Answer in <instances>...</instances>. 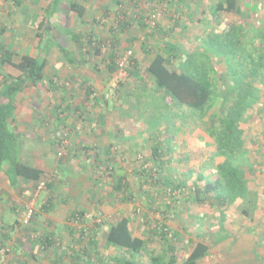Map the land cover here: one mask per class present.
<instances>
[{"label":"crops","instance_id":"obj_1","mask_svg":"<svg viewBox=\"0 0 264 264\" xmlns=\"http://www.w3.org/2000/svg\"><path fill=\"white\" fill-rule=\"evenodd\" d=\"M40 1L41 0H29V2L33 3L36 7L35 11L38 14L36 19L39 16L43 18L45 14H47V11L53 7V4H51L52 0H44L45 5L42 3L39 7L38 4ZM150 1L152 5H165L166 12L165 15L164 13L163 15L166 19L158 25L160 33L153 36V38H158L159 40L153 44L151 43V45L148 43H145L146 45H144V43L140 45V47L146 46L147 50H151L150 54L148 51L146 53L145 48L142 47L143 54L139 51L142 56L138 54V52H135V57L137 59L136 65L141 73L143 69L148 67L151 58L157 53V48L160 46L161 42L165 43L167 40H173L179 44H184L181 40V31L185 32V29L181 25L188 27L191 21L201 22V17H199L198 13L205 14L210 11L209 9L204 10L202 8L206 6L202 0H169L166 4H161L158 0ZM16 2H18L19 7H22L23 3L27 6H25L23 12H26V8L29 9V5L26 3L28 1L23 2L22 0H17L14 1V4H17ZM71 2L83 8L84 15L82 17L76 11L71 10ZM209 2L211 7L215 0H209ZM252 2L255 6L261 5L260 0H240L241 5L245 7L249 6ZM126 4H132V8L129 10V8L126 7V9L122 10L121 6ZM65 5H67V8L64 7ZM141 7L137 3V0H62L58 10L47 22V27L52 28L50 33L47 35V31L49 30H46V27H44V31L41 30L46 33L44 36L45 41H40L37 35V27L35 29V37L38 38L36 44L39 46V54L37 55H44L46 53L48 54L46 57L49 58L52 53L54 54L57 51L61 52L56 42L60 43V39L64 36L70 38L64 33L65 27L73 29L76 33L79 32L84 34L86 38L89 36L95 37L96 39L100 37V39L102 38L104 40L111 38L113 40L112 42H114L113 38L120 39V37L124 36L121 40L132 45V41L137 39L136 35L132 32V29L135 28L134 23L137 16L134 12ZM142 12L144 13V10ZM196 15H198V17H196ZM116 16L117 25L120 21L119 17L127 21V25L124 29L122 27L120 30H117L113 27L115 26ZM59 17H63L62 19L65 22V26L61 29L62 32H60V35H55L54 31L59 32V27L55 25V20ZM104 17H107L108 20L111 19L112 21H110L113 22L114 25L112 26L111 24L107 27V25L102 26L98 24L100 23V19ZM73 20H77V23L82 22L84 29L76 31L75 27L78 25L77 23L75 25L72 24L71 21L73 23L75 22ZM41 21L42 19L40 22ZM173 23H176L175 26ZM1 26L0 29L3 30L2 33L8 35L21 27L20 25L19 27L16 26L14 30L11 29V26ZM99 28L107 29L108 33H103ZM176 28L179 29V32ZM188 30H190V27H188ZM19 32H21V28ZM3 34L0 35V37H4ZM183 36L188 38V35L185 33ZM190 36H192L191 33ZM53 37L55 39L54 44L48 47V39ZM147 37H152V35H147ZM1 40L0 42L7 44L16 56L17 51L12 47L13 45L5 40ZM180 41L182 42L180 43ZM127 48L130 47L127 46ZM73 49L76 52L80 50L75 43ZM80 51H82V55L86 53L87 56H84L87 60L91 57V60L94 62L93 66L90 67L91 70L87 67L88 61L84 65H79L80 69H83V66L89 70V72L85 69L82 70L84 72L82 76L85 79L84 81H86L83 94L86 102L91 104L93 100L100 99L99 97L105 88L100 82V79L98 80L96 77L97 70L100 66L99 63L103 62L107 66L110 63L108 56L111 53L109 52L107 57L104 53H102L101 56H96L95 53L88 52L93 51L89 45H87V48L81 49ZM26 53L31 56H37L36 54L32 55L28 51L24 52V54ZM83 59L85 58L83 57ZM69 65L77 67L71 64ZM10 67L12 66L9 64L2 65V69L9 68L10 70ZM12 68L15 69L14 67ZM2 69L0 68V75L4 73ZM129 69H131V71ZM107 70L109 71L108 67ZM128 70L130 71L129 79L116 78L119 80L115 79L111 86L124 91H126V87L129 86L130 88L126 92L129 93L130 97L135 98L138 94L137 88L131 89V86H133L131 79L135 77L137 80L135 86L138 85V82L140 83V95H142L143 98L145 96L146 99L149 97L155 99L158 104H160L161 109H166L169 112L170 115L167 117L180 116L177 111L179 105L167 94V92L156 88L152 80L145 77L144 79L141 73L138 75L137 71L133 69L132 66H130ZM112 73L115 72L113 71ZM18 74L19 73L16 71H6L4 75L1 76V81H3L6 75L17 76ZM107 77H111L110 73ZM47 79L49 80L46 82L54 83V79H50L48 76H44L42 81L44 82ZM103 81H105V79H103ZM88 86H92L93 88V94L90 97L87 95ZM120 94H122V92H120ZM140 98V96L137 97V99ZM123 101L125 103H130L124 99ZM130 104H132V102ZM86 106L87 104L84 108H86ZM15 108L12 128L19 135V158L23 163L39 169L42 172L41 179L43 176L51 173V183L48 185V190L45 189L46 191H42L38 196L39 198L36 200L37 213L31 225L24 227L21 223V217L24 215L23 213H25L24 211L28 201H31L33 198V189L38 181L17 177L15 179V184H12L10 178L5 173V170L9 171L10 167L8 165H3L2 169H0V258L2 257L0 264H121V260L117 261L118 258H126V260H130L135 264H151L149 256L144 252L134 253L109 244L108 231L110 227L123 218H128L133 236L144 239L150 251H152L150 247L152 246L150 244L152 241L171 244L176 247L177 244L175 242L178 241L179 243L181 239L185 238L186 219L185 216H183V210H177V207L178 203L181 202L185 195H188V189H184L183 194L179 193L176 198L175 195H168L167 191L165 193L164 189L166 188L164 182L163 185H157L153 182V178L156 176V167L159 169L158 172L162 181H167V183L173 181L188 182L189 179L186 180L188 174L182 167L187 161V155L184 154L186 151L181 148L182 145L185 147V141L183 142L184 139L178 136L182 133L181 129L187 131L186 128H181L177 124L163 126L162 122L159 125L147 124L148 126H138L132 121L130 124H128V122L126 124L124 120L133 118L136 113L123 111L124 109L117 113L115 119H119H117L113 125L110 120L112 115L109 113L107 115L102 113L99 115L98 123L94 124L95 126H91L87 131L85 129L76 130L73 126H70L69 129L66 128V131H68V133L70 131L73 135L71 144L73 153H71L66 160H56L55 156L56 153L59 152L58 147L62 140L61 137H59V132L60 129L65 131L62 128L65 125H59L60 122L58 120L55 125L50 127L52 120L57 116V112L51 109L48 115L43 113L44 115H41V118L46 120V122L39 120L37 124L35 123L36 126L29 127L27 125L19 126L17 124L16 105ZM78 108L79 105L77 106V109ZM123 112H126V114H124L125 116ZM149 117L152 116L150 115ZM51 118L53 119L48 120ZM40 123H42L41 126L39 125ZM49 128H51V130L49 132L47 131L49 134L48 138H41L49 147H42L40 146V142H38L40 136L37 135H42L43 132ZM189 130L196 129L189 128ZM202 130H204V128L198 129L194 134L199 135ZM184 133L186 132H183V134ZM199 137L203 139L201 135H199ZM205 141L210 143L208 139H205ZM156 144L161 145V149L165 152L162 158L159 159L153 157V149ZM50 145L53 146V148H51ZM55 146H57V148ZM181 149L184 157L178 152ZM259 149L262 150L264 154V146ZM215 161H213L211 166H215L213 164H216L217 166L215 167L218 173V165L223 162V159H217ZM262 161L264 162V160ZM97 166L98 168H96ZM189 174L191 175L192 173ZM201 175L202 174L198 173L195 180L197 179V181H199ZM247 175L249 189L258 193V204L250 215L241 212L239 216V213L236 215V213L230 209L237 204L240 205V203H242L241 200L227 207L224 211V220L222 219L220 211L211 207L208 201L198 203L193 200L195 207L196 204H198L197 207L200 209L199 216H195L199 219V224L207 221L211 224L215 221L217 224V226L214 227L215 231H212L210 234V238L214 241L213 245L217 246V248L214 249L217 250H213L209 247L208 255L202 258L199 264H203L204 260L213 254V251L221 252L222 250L225 251V254L229 253L230 255L231 253V257H211L213 261L212 264H264V252L260 254L259 250L257 253H254V247L258 244L261 245V241H264L261 239V235H263L264 238V233L262 232V234L260 233V235L256 237L260 240L258 244L254 242L256 238L251 235L252 223L257 217L259 200L264 198V195L262 196L261 192L250 187L251 179L256 177V175H251L250 172H247ZM257 176L258 178H254V181L258 179L260 182L264 183V172H257ZM94 181H98L99 185L91 186L90 184ZM207 182L208 181H206L205 184ZM75 185L78 187L75 188ZM262 192L264 194V190H262ZM89 212L93 214L102 213L106 221L101 225L95 224L97 227L94 225L90 227L89 222L92 219L86 217L90 215ZM77 213H80L82 216L86 215L82 217L84 219L81 220L90 227L86 239H83L82 231H80L78 227H74L76 224L73 218ZM231 214L239 219L238 222L230 220ZM105 218L103 217L104 220ZM213 218L214 221H212ZM262 223L263 221L260 220L259 224H261V226L264 225V223ZM163 227H167L168 229V234L164 237L160 235ZM207 229H209V227H207ZM198 242L210 246L207 241L202 239L198 240L194 246ZM108 250L110 252L109 257H107L106 254ZM3 251L5 252V256H2ZM179 252L178 248L177 255H179ZM252 254L253 256L251 257ZM185 258L186 257H181L180 259V257H177L179 262L182 263Z\"/></svg>","mask_w":264,"mask_h":264},{"label":"trees","instance_id":"obj_2","mask_svg":"<svg viewBox=\"0 0 264 264\" xmlns=\"http://www.w3.org/2000/svg\"><path fill=\"white\" fill-rule=\"evenodd\" d=\"M52 1L53 7L41 18L42 21L37 26V35L41 42L45 41L44 36L46 34L41 30L46 27V30H49L47 35L50 33L52 28L47 27V22L62 2V0ZM158 2L166 4L169 0H158ZM16 3L18 4V2ZM70 8L81 17L84 15L81 6L71 2ZM209 10L210 22L218 26L223 23L225 13H234L240 17L239 19H242L246 13V8L241 5L240 0H215ZM158 11L161 10H154L153 15ZM244 23V25L233 24L231 31L222 34L216 33L210 44H200V47L193 53H186L185 44H179L171 39V41L167 40L165 43L161 42L148 67L143 69L146 77L152 80L156 88L167 92L179 106L203 111L204 130L214 140L216 155L223 158V162L218 165L219 176L216 180L208 181L204 186H201L200 181L203 180V176H200V180L195 182L193 188L195 195L192 196L193 200L198 203L208 201L211 207L220 211L223 220L225 219L224 211L238 200L244 202L241 206V212L247 215H250L258 204V193L249 189L247 172H250L251 160L241 125L247 122L248 112L253 109L258 101L255 84L264 82V28L251 24L252 22ZM158 24L159 21L155 25L147 23L150 26V35L154 36L160 33ZM126 25V20L118 22L120 28L123 27L124 29ZM64 31L78 49L87 48V45H89L93 50L88 51L89 53L93 52L96 56H101L103 53V41L99 43L95 37L89 36L86 38L84 34L76 33L70 28L65 27ZM2 32L3 30L0 29V34H3ZM198 38H195L196 42H198ZM54 41V37L48 39L49 45L47 46L50 47L51 44H54ZM56 44L60 47L63 60L67 63L79 66L88 61L85 57L87 56L86 53H84V56L82 51L76 52L74 49H68L64 43L56 42ZM143 48H145L146 53L148 51L150 54L151 50H147L146 46H143ZM129 49H126L124 53ZM46 55L48 54L31 56L26 53L16 61L15 53L11 48L0 42V63L11 65L19 73L17 76L6 75L3 81L0 82V169L3 165L10 167L9 171L5 170V173L12 184H15L17 177L39 182L41 180L42 172L39 169L20 160L19 135L13 130L12 123L18 97L26 89L37 86L42 82L48 63ZM108 57L110 59V63L107 65L109 71L113 72L119 69L117 64L118 51L113 50ZM219 60L223 63L226 62L227 72L225 71L224 75L217 77L216 71L211 67ZM136 63L137 59L133 54L130 66L140 75L141 71ZM226 77L228 78L226 84L230 82L229 88L224 90L222 94L223 99L219 109L209 115L211 109L214 108L215 83L219 79H226ZM119 91L122 92V89ZM92 94L93 88L88 86V97ZM207 116V121H204ZM61 141L60 143H62ZM161 148L159 144L154 146L153 157L155 159L162 158L165 154ZM155 170L156 176L153 178V182L157 185H163L164 182L166 188L164 190L165 193L167 191L168 195H175L177 198L179 193L183 194V190L189 188L187 182L173 181L167 183V181H162L159 176V169L155 167ZM186 180H188V177ZM188 193L190 194V192ZM78 215L81 214L77 213L73 220H76ZM74 227L77 228L75 225ZM167 232V227H163L160 235L164 237L168 234ZM108 242L134 253H146L151 264H176L177 262L178 255L175 246L164 244L161 254L152 253L144 239L133 236L128 218H123L110 227ZM208 253L209 246L198 242L182 264H199V261L206 257ZM119 260H121V264H135L130 260H126V258H118L117 261Z\"/></svg>","mask_w":264,"mask_h":264},{"label":"rangeland","instance_id":"obj_3","mask_svg":"<svg viewBox=\"0 0 264 264\" xmlns=\"http://www.w3.org/2000/svg\"><path fill=\"white\" fill-rule=\"evenodd\" d=\"M14 1H17V0H0V27H2L1 25H4L5 27L11 26V29L15 30V27L16 26L19 27L20 25L21 32H19L20 31V28H19L9 35L5 33L3 34L4 37L3 36L0 37V40L1 39L3 41L5 40L8 43H11V45H13L12 47L15 49V51H17L16 56H15V59L17 61L19 57L23 55L24 52L26 51H28L32 55L39 54V46L36 44L38 42V38L35 37V29L37 25H39V22L42 17L39 16L36 19V16L38 15L35 11L36 7L35 5H33V3H30L29 0H22L23 2L28 1L26 3L27 5H29L28 7L30 10L26 8V12H23L26 6L24 3L22 7H19L18 4H14ZM202 1L204 4H206V6L202 8L204 10L209 9L210 8L209 0H202ZM260 2H261L260 6H257V5L255 6L254 3L252 2L251 4H249V6L245 7L246 13L244 14V17L242 19H239L240 17L234 13H225L223 16V23L219 26L215 23L210 22L211 18H210L209 12L205 14L198 13L199 17H201V22H195V21L189 22L188 27H190V30H188L187 26L180 24L185 29V32L181 31L182 32L181 40L184 42L186 46L185 52L193 53L200 47L199 46L200 44H203V45L210 44L212 38L214 37L216 33L222 34V33L231 31L230 29L232 28L233 24H243L244 25L245 24L244 22H252L251 24H254L258 27L262 26L264 28V0H260ZM42 3L45 5L44 0H41L38 6L40 7ZM137 3L140 5V7L142 5V7L139 10L134 12V14H136L137 16L135 18V23H134L135 28L132 29V32L134 33V35H136L137 39L135 41H132V45H130L126 41L121 40V38L124 36L120 37V39H116L112 37L114 39V42H112L113 40L111 38L104 40L102 38L100 39L99 37L97 42L100 43V41L101 42L103 41L102 42L103 43L102 45L103 53L105 54L106 57L109 52L111 53L113 50H117L118 55H119L118 59H119L123 55L124 51L126 49H129L127 48V46L130 47L129 50H132L135 56L136 54L135 52H138V54H140L139 51L141 53L143 52L142 50L143 47L141 46L142 47L141 48L140 45H142L143 43L144 45H146L145 43H148L151 45V43L153 44L159 40L158 38L156 39L153 37H147V35H150L149 34L150 26L147 25V23H149V19L151 18L154 10L156 9L163 11L165 15V12H166L165 5L164 6L152 5V2L150 0H137ZM64 7L67 8V5H65ZM121 7H122V10L126 9V7H128L130 10L132 8V4L122 5ZM143 10H144V13L142 12ZM16 14H19V15H16ZM164 15L163 17L160 18L158 25H160L161 22L164 19H166ZM198 15H196V17H198ZM62 18L63 17H59L57 18L58 20L57 19L55 20V25L59 27L58 29L59 32L54 31L55 35H60V32H62L61 29H63V26H65L64 25L65 22ZM123 19L122 17H119V20L121 22L124 21ZM110 20L111 19L108 20L107 17H104L100 19V23L98 24L102 26L107 25V27H109L112 24L113 26L114 24L113 22H111L112 20L111 21ZM116 20H117V16L115 17V26L113 27H115L117 30H120V27L117 25ZM73 21L75 22L73 23L71 21V23L75 25L77 23V20H73ZM81 23L82 22L77 23L78 26L75 27L76 31H81L82 29H84V25L83 23L82 24ZM175 24L176 23H173L174 26ZM176 29L179 32V29L178 28ZM99 30L105 34L108 33V30L105 28L104 29L99 28ZM184 33L188 35L187 36L188 38L183 36ZM190 33L192 34V36H190ZM251 33L252 32L250 31V34ZM196 36L199 37L197 39L198 42L195 41ZM60 40L62 44L64 43L68 47V49H73L74 43L70 41L68 37L64 36ZM182 41H180V43ZM91 61L92 60L90 57L88 59L89 63L87 64L88 65L87 67L90 70H91L90 67L93 66L94 64V62L93 61L91 62ZM225 63L219 60L217 63L212 64L213 66L211 68L216 71L217 77L224 75L225 71L227 70V66ZM99 65L100 66H99V69L97 70L96 77L98 78V80L100 79V82L103 84L105 88L103 90V93H101V96L99 97L101 100L96 99V100H93L91 104H88L83 94L84 89H85L84 84L86 83V81H84L85 79L82 76V74H84L82 70L85 69L88 72L89 70L84 68L83 66H82L83 69H80L79 66L77 67L70 66L66 61L63 60V56L60 51H57L54 54L52 53L48 58V66L45 69L44 76L46 77L48 76L50 79H54L53 80L54 83L46 82L49 80L47 79L44 82L42 81L43 83L41 82L35 87L28 88L26 91H24L19 96V98L16 101V107H17L16 122L17 124L19 126H25V125L29 127L36 126L35 123L37 124L39 120H42V122H46V120L41 118V115H44L43 113H46L48 115L51 112L50 111L51 109L55 110V112H57V116L55 117L56 120L55 119L52 120L53 118L48 119V120H52V124L49 123L51 124L50 127L55 125L57 120L60 122L59 125L61 126L65 125L64 127H62L65 131L60 129V132H59V137H61L62 143H60V146L58 145L59 152L56 153V156H55L56 160H66L68 156L71 153H73V147L71 146L72 141H73L72 140L73 135L70 131L68 133V131L66 130L69 129L70 126H73V128H75L76 130L85 129L87 131L89 128H91V126H95L94 124L98 123L99 115L102 113H105V115H107L108 113L112 115V118L110 120L113 125L117 121V119H119V118L115 119V116L117 115V113H119L122 109H124L123 111H131V112L136 113L133 118L124 120L126 124L127 122L128 124H130L132 121L136 123L135 125H138V126L147 125V124L148 125L149 124L159 125L162 122L163 126H171L173 124H177L181 128H184V129L186 128L187 131L181 129L182 133L179 134L178 136H181V139H184L183 142L185 141V147L184 145H182L181 148L185 149L186 151V153L184 154L187 155V161L185 162V165L182 167L184 168V171L187 172L188 174L189 180L187 182V186L189 188L187 189H188V192H190V194L187 193L188 195H186L185 198H183L181 202L178 203V207H177L178 208L177 210H181V211L183 210L182 213L186 219V223H185L186 229H185V234H184L185 238L181 239L179 243L178 241L175 242L177 244L176 248L177 249L179 248V251H180L177 257H180V259L181 257H187L188 254L191 252L192 248L194 247V244L198 240H201V239L207 241L211 249L217 250V249H214V248H217V246L213 245L214 241L212 238H210V234L212 233V231L213 232L215 231L214 227H216L217 224L215 223L214 218L212 219V221L214 222L211 221L212 224L208 221L202 224H199V219H197L196 217L197 215L199 216L200 209L199 207H197L198 204H196V207H195L194 202H193V199H194L193 196L195 195L193 188L195 186V182L197 181V179L195 180L196 175H198V173L203 175L204 179L200 182L201 186H204L206 181H212L216 179V177L219 174L217 173V168L215 167L217 166L216 165L217 162L215 160L223 159L216 155V146L214 144V140L211 139L208 136V134L205 133V130H202V132L199 133V135H201L203 139H200L198 134H194L198 129H203L205 127V124H203V120H202V116L204 114L203 111L193 110L186 106H179L177 108V111L180 114V116L167 117L168 115H170L169 112L166 109H161L160 104H158L155 99H153L152 97H149L146 99L145 96H144L145 98L144 99L143 96L140 95L141 85L138 82V85L135 86V84L137 83V80L135 77L131 79L132 84H133V86H131L132 87L131 89L133 90L135 89V87L137 88L138 94L136 95L135 98L130 97L129 93L126 92L127 90H129L130 88L129 86L126 87L127 89L126 91L122 90V94H120V91L117 87L111 86V84L114 82L116 78L129 79L130 78L129 72L131 71V69H129L130 71L129 70L122 71L120 69H116L114 71L115 73H112L107 70V66L105 63L100 62ZM0 68L2 69L1 63H0ZM2 70L4 73L6 71L7 72L16 71L12 67H10V70L9 68H5ZM4 73L2 75H4ZM109 73L111 77H107L109 76ZM2 75H0V82H1ZM141 76L143 78L146 77V74L144 73V71H142ZM103 79H105V81H103ZM119 79H116V80H119ZM226 82H228L227 77L224 80L219 79L216 81L215 88H214L215 94H213L214 108L213 110L211 109V111L209 112V115L212 114L214 111L216 112L219 109L221 105V101L223 99L222 94L224 90H227L229 88L228 85L230 82L227 84ZM255 86L258 92V97H257L258 101L253 106V109L248 112L247 122L243 123L241 125V128L244 131V136L246 138V147L249 149V154H250V160H251V167H249L250 174L251 175L255 174L256 177L258 178L257 172H261V171L264 172V168H263L264 162L262 161L264 160V154H263V151L259 149V148H262V146H264V82H257ZM121 96L125 101L127 100L130 103L132 102V104L125 103L123 99L121 98ZM139 96L141 98L137 99V97ZM86 104L87 106L86 108H84ZM78 105L80 109L79 108L77 109ZM124 114H126V112H123V115ZM150 115L152 117H149ZM207 119H208V116L204 119V121H207ZM39 125L41 126L42 123H40ZM189 128L196 129V130H189ZM50 130L51 128L44 131L42 135H37V136H40V138H38V142H40V146L49 147V145H46V143L43 142L41 138L42 137L48 138L49 136L48 132ZM183 132H186V133L183 134ZM70 133H71V137H70ZM205 139H208L210 143H207ZM50 147L53 148V146L51 145ZM55 147L57 148V146ZM182 149L179 150L178 152L184 157ZM213 161H215L216 163V164H213L215 166H211ZM96 168H98V166ZM189 173H192V174L190 175ZM50 176H51V173L43 176L42 179L40 180V181H44L47 184L46 190H48V184L51 183ZM256 177L254 178L256 179ZM254 178L251 179L250 187L261 192L263 196L264 194L262 190H264V183L260 182L258 179L254 181ZM38 182H36L35 184L33 193L35 192ZM90 185L94 186V185H99V184H98V181H94ZM76 187L78 186L75 185V188ZM259 202L260 203L257 207L258 208L257 217L256 219H254V222L252 223L253 225L251 228V235L252 237H255V238L259 236L260 233L261 234L262 232L264 233V225L261 226V224H259L260 220L263 221L264 223V216H263L264 215V198H261ZM242 203H240V205L237 204L236 206L230 209L233 210L236 213V215L239 213V216H240ZM29 204H30V201H28L26 209ZM34 205H35L36 213H37L36 201ZM89 214L92 216L99 214L105 218V216L102 213L93 214L92 212H89ZM231 215L232 216L230 217L231 218L230 220L238 222L239 219L235 217L233 214ZM22 217H21V223L23 224ZM104 221H106V218ZM95 224L96 222L94 220H91L89 222L90 227H92V225L96 226ZM24 227H27V226L24 225ZM207 227H209V229H207ZM261 239L264 240L263 235H261ZM258 241H260L258 238L254 240V242H256L257 244H258ZM261 243H262L261 245L258 244L256 247H254V253L255 252L257 253L259 250H260V254L264 252V241H261ZM150 244L152 245L150 246L152 250L151 252L154 254H161L163 247L165 246L164 243L162 242L160 243L156 241H152ZM2 254H3L2 256H5L4 251ZM106 254H107V257H109L110 255L109 250L106 252ZM252 256L253 254L251 255V257ZM211 257H231V253L229 255V253L225 254L224 250H222L221 252L213 251V254H211L209 258L205 259L203 264H212L213 261ZM176 264H182V262H179V260L177 259Z\"/></svg>","mask_w":264,"mask_h":264},{"label":"built area","instance_id":"obj_4","mask_svg":"<svg viewBox=\"0 0 264 264\" xmlns=\"http://www.w3.org/2000/svg\"><path fill=\"white\" fill-rule=\"evenodd\" d=\"M163 17V11H158L154 15L151 16L149 19V23L151 25H155L157 21L160 20V18ZM133 55V51L129 50L123 53V55L117 60V64L119 66V69L121 70H127L131 65V57ZM46 188V183L44 181H40L35 189L33 198L30 201V204L28 205L25 214L22 217V222L24 225L28 226L31 224L35 214H36V208H35V201L38 198L39 194L44 191ZM86 215H78L77 219L75 220V224L78 227L80 231L83 232V239H86L88 237V231H90V227L87 226L86 223L82 222L81 220L84 219L82 217H85ZM87 218H90L96 222V224L101 225L104 222V219L101 215H87Z\"/></svg>","mask_w":264,"mask_h":264}]
</instances>
